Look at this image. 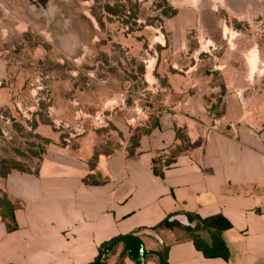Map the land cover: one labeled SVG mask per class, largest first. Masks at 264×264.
Segmentation results:
<instances>
[{
    "label": "crops",
    "instance_id": "crops-1",
    "mask_svg": "<svg viewBox=\"0 0 264 264\" xmlns=\"http://www.w3.org/2000/svg\"><path fill=\"white\" fill-rule=\"evenodd\" d=\"M171 18L164 23L169 26L165 36L112 31L106 42L117 46L122 64L144 55L140 38L148 39L154 76H144L137 91L132 80L119 76V60L110 59L105 45L99 50L109 57L111 67H106L112 74L74 78L72 86L71 78L60 81L62 97L72 96L82 104L101 107L118 101L124 106L127 98L156 100V125L139 137L135 157H128L126 140L112 151H100L91 169L88 162L100 138L95 131L85 133L78 116L87 113L84 109L76 112L75 124L83 133L69 143L63 141L62 132L39 123L35 132L51 143L45 147L38 172L12 169L0 178V190L18 204L14 231L7 232L0 219V264H88L102 243L129 234H136L149 252L167 247V264H264V114L257 106H246L244 95L239 94L243 78L236 85L230 83L227 71L233 64L226 52L216 49L215 43L222 41L216 40L219 32L210 28L202 33L206 49L200 34L195 37L197 44L189 47L170 26ZM216 76L223 81L216 84ZM54 81L58 86L59 81ZM221 84L223 111L215 117L217 110L209 107ZM144 108L139 111L146 118L149 112ZM145 124L137 121L136 126ZM175 127L184 129L188 149L160 177L153 173V164L178 143ZM187 214L200 218L221 214L231 223L221 234L229 250L227 261L204 257L181 229H154L166 217ZM201 236L210 241L208 233ZM115 247L101 261L135 264L122 254L121 244ZM145 264H159L157 256L148 254Z\"/></svg>",
    "mask_w": 264,
    "mask_h": 264
},
{
    "label": "rangeland",
    "instance_id": "rangeland-1",
    "mask_svg": "<svg viewBox=\"0 0 264 264\" xmlns=\"http://www.w3.org/2000/svg\"><path fill=\"white\" fill-rule=\"evenodd\" d=\"M166 1L177 11L170 26L189 47L197 44L195 37L200 34V44L206 49L208 42L202 33L210 28L219 32L216 40L222 41L215 43L216 49L226 52L233 64L227 71L230 83L236 85L243 78L245 85L239 94L244 95L247 107L257 106L264 114V0ZM161 2L0 0V159L17 161L25 170L34 169L44 148L35 132L39 123L50 125L54 131L74 132L79 128L76 117L80 116L85 133L95 131L100 138L99 151H112L131 135L151 126L159 109L156 100L127 98L124 106L118 101L101 107L87 101L82 104L72 96L62 97L60 81L71 78L72 86L74 78L112 74L108 58H121L114 43L106 45L112 31L127 34L140 30L146 37L154 33L165 36L169 26L164 24L166 6ZM222 34L226 36L222 38ZM145 36L140 38L144 39V55L128 58L122 64L119 60V76L132 80L134 91L144 76H154ZM100 45L109 49V57L103 56ZM54 80L59 81L58 86ZM214 80L218 84L223 78L216 76ZM140 107H145L148 117L142 116ZM83 109L87 113L77 116L76 112ZM221 111L223 107H218L216 113ZM97 115L100 123L95 120ZM137 121L146 124L138 127Z\"/></svg>",
    "mask_w": 264,
    "mask_h": 264
},
{
    "label": "trees",
    "instance_id": "trees-1",
    "mask_svg": "<svg viewBox=\"0 0 264 264\" xmlns=\"http://www.w3.org/2000/svg\"><path fill=\"white\" fill-rule=\"evenodd\" d=\"M166 6V8L163 11V15L165 18H170L176 15L177 11L176 9L172 8L166 0H162L161 2ZM161 6V4L159 5ZM220 94L215 96L214 101L211 102V105L209 107L210 111L217 110L221 101L222 97L225 94V88L224 85L221 84L220 86ZM222 113H214L215 117L220 116ZM32 125L36 126V123H33ZM156 123L153 121L151 126H155ZM150 126L146 129L139 130L140 132L137 135H131V137L128 140V146H127V153L129 158L135 157V148L138 145L139 137L142 134L148 133L150 131ZM137 130V129H135ZM62 135V134H61ZM62 137H64L62 135ZM38 138L42 141L44 148H42L41 156L39 157L38 161L39 163L37 166L32 170H25L20 163L17 161H7L5 159H0V178L4 179L6 178L7 174L10 172V170L15 169L21 172H29V173H37L38 168L40 165V162L42 160V155L45 152L46 145L51 143V140L48 138H43L38 136ZM63 139V138H62ZM175 140L178 142L173 145L172 148L168 149L166 152L161 153L156 162L153 164V173L157 176L162 177L163 176V170L169 166H171L173 163H175L176 158L184 153L188 147V136L185 134L184 129L175 127ZM100 151L95 148V152L91 159L89 160L88 164L91 169L95 168V162L97 160L98 153ZM90 178L87 177V179ZM86 178L83 179V181H88ZM18 204H15L8 195L0 190V219L5 225V229L7 232L14 231L17 228V224L15 222L14 217V210L17 208ZM188 222L192 223L194 222V226H181L176 222H170L168 219L169 217L164 218L162 221H160L154 229H174L178 228L184 231V233L191 239L195 249L206 258H221L225 261L229 258V250L221 238V234L231 228V223L221 214H215L209 217L200 218L197 215H186ZM206 232L209 234V242H207L202 236L201 233ZM115 238L104 242L101 244L99 248L98 255L94 259L93 262L88 264H108L106 261H101V253L102 249L107 246L109 243H111ZM116 247L112 250V252H115ZM161 258L165 264L166 262V254H167V247L162 249L160 252Z\"/></svg>",
    "mask_w": 264,
    "mask_h": 264
},
{
    "label": "water",
    "instance_id": "water-1",
    "mask_svg": "<svg viewBox=\"0 0 264 264\" xmlns=\"http://www.w3.org/2000/svg\"><path fill=\"white\" fill-rule=\"evenodd\" d=\"M170 222H176L181 226H194V222L189 223L186 215H175L168 219ZM156 239L161 242L159 237ZM122 245V254H126L135 264H145L146 256L148 254H155L158 258L159 264H165L161 258L160 253H152L145 250L143 243L136 234H129L115 238L111 243L102 249L101 256L104 260L107 259L112 249L117 245Z\"/></svg>",
    "mask_w": 264,
    "mask_h": 264
},
{
    "label": "built area",
    "instance_id": "built-area-1",
    "mask_svg": "<svg viewBox=\"0 0 264 264\" xmlns=\"http://www.w3.org/2000/svg\"><path fill=\"white\" fill-rule=\"evenodd\" d=\"M99 116L97 115L95 117V120H98ZM98 123H100V120L97 121ZM61 127H63L64 129L66 128L65 125H61ZM63 130V129H62ZM77 131H67V132H64L62 133V135L64 136L63 137V141L66 142V143H69L71 141V139H74L76 137H78L80 134L83 133V130L81 128H78V129H75Z\"/></svg>",
    "mask_w": 264,
    "mask_h": 264
}]
</instances>
